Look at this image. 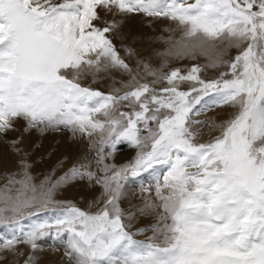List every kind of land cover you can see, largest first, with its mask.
<instances>
[{
	"label": "snow or ice",
	"instance_id": "6c2138e0",
	"mask_svg": "<svg viewBox=\"0 0 264 264\" xmlns=\"http://www.w3.org/2000/svg\"><path fill=\"white\" fill-rule=\"evenodd\" d=\"M100 9L177 21L185 37H198L175 46L177 55L199 51L209 67L226 63L228 71L204 80L198 65L165 73L145 64L151 84L132 76L122 94L84 87L88 74L131 72L107 35L115 23H95ZM216 40L240 50L224 61L205 47ZM124 102L130 111L120 110ZM224 106L235 111L221 125L194 118ZM18 119L24 131L88 136L96 171L90 160L74 164L50 187L33 184L23 162L21 179L9 174L0 188V252L12 264H35L37 241L48 236H67L75 264H264V0H0V133ZM206 124L221 134L196 142ZM123 142L139 149L134 160L105 163ZM145 172L155 184L143 191L154 187L159 203L146 198L139 211H161L153 236L137 240L118 200L122 181ZM77 178L103 189L95 212L52 200L58 185Z\"/></svg>",
	"mask_w": 264,
	"mask_h": 264
},
{
	"label": "rangeland",
	"instance_id": "374dc122",
	"mask_svg": "<svg viewBox=\"0 0 264 264\" xmlns=\"http://www.w3.org/2000/svg\"><path fill=\"white\" fill-rule=\"evenodd\" d=\"M189 3L194 2V0H188ZM115 9L111 11H106L104 9H100V17L101 19L95 21L96 25L98 27H104L109 22L115 21ZM144 16L141 17L142 20ZM162 18V17H160ZM146 24H149L154 17H147ZM166 23H168L169 27L172 29L171 31L167 32L165 42L168 44L170 41H173L172 46V55H174V62L172 63L171 60L168 61L169 67L164 70L163 72L167 73L173 68H180L182 72L186 73L188 69H190L193 65H198L201 68V72L199 73L201 79L204 80H214L219 78L221 72H227L228 66L226 63H219L215 67H209V55H202L197 54V52L193 53L192 55H189L186 59L185 57L187 55H177L176 54V47L179 44L182 43H194L198 37H192L188 38L184 36V27L180 25L177 21L162 18ZM129 22H133V18H129ZM118 27V26H116ZM113 29V38L109 36V39L112 40L114 44V34H115V28ZM112 34V32H110ZM219 40L216 41H208L206 43V47L209 48L212 55H215V53L219 52L221 59L224 61H230L235 57V55L238 53L240 49L236 48L235 46H228L227 41L224 42L222 45H225L224 51H220L219 48ZM124 46V45H123ZM246 46V43L243 45ZM219 50V51H218ZM118 52V51H117ZM207 60V62H206ZM148 63V64H147ZM147 64L150 69L159 71L157 68L151 66L149 62L144 61L140 63L139 65H134L131 68V72H126V75L130 78L132 76H136L137 81L144 83H150L149 81L153 79L152 77L150 80L148 77L150 75L145 74L147 73L144 65ZM208 64V65H207ZM109 73L107 76L112 77L113 79H117L118 82L122 83V78L118 77L120 74H113L114 71L108 70ZM121 71V70H119ZM140 74V75H137ZM98 74H96L97 76ZM93 77L92 74H88L86 76H83L80 79V83L84 87H90L94 90H98L100 92H103L105 94L112 93V94H122L124 91L130 90V88L126 87L125 85H129L130 83L126 82L124 83V87H120L119 89H122L117 93L116 91H113L114 84H110L107 87L102 88L105 86L104 84H101L99 82L98 77ZM140 76V77H139ZM148 76V77H147ZM98 78V79H97ZM143 78V81L141 79ZM227 78H231L230 76ZM140 79V80H139ZM97 80V81H96ZM97 82V83H96ZM189 87L188 84L181 85L182 90H187ZM101 88L103 90H101ZM127 102H124V104L121 106L120 110L122 111H130V108L126 106ZM235 109H233L230 106H224V107H215L210 108L205 112H202L198 117H194L195 119L200 120H210L215 121V123H218L222 118L223 121L231 118L233 112ZM228 113V114H227ZM102 119V117H100ZM219 124H222L219 122ZM154 126V125H153ZM26 127V121L22 119V122H19V119L15 122L14 130H8L6 133H0V137H4V139H1L0 141V153L3 154L5 157H8L10 155L9 153L16 152V155L20 156V159H15L16 164L14 167L11 165L8 170L7 168H4L2 171H4V174H15L16 179H21L23 177V171L21 169V162L28 165L27 172L29 174L30 170L33 168V163L35 162L38 164L37 172L39 175L46 174V171L48 169V165H46L47 160L48 162H51L52 165L50 166L51 174L48 176L49 180L46 181L45 184L47 186H51L52 183L57 181L61 176H63L68 170L74 165H78L82 162L91 161L90 168L92 171H96V164H95V155L96 152L90 147L91 140L88 136H82L80 134L73 135L67 128L61 127L59 130H53V129H46L44 131H40L37 128H31L28 131H24ZM215 128V129H214ZM222 128L221 127H212L209 124H206L201 129V134L197 136L196 142L199 143H206L210 139L214 138L215 136H218L221 134ZM29 133H36L34 134V137L28 136ZM146 132H142L141 135H146ZM98 138V137H97ZM95 138V139H97ZM78 139V140H77ZM94 140V139H93ZM13 141H15V145H13ZM30 142V144H29ZM62 144V145H61ZM31 147V150H30ZM84 147L86 148L85 150ZM35 151V162L31 157V151ZM139 149L129 145L127 142H123L119 145H117V150L113 153L111 157H109L105 163L110 165H116L117 167L130 163L134 160L136 153ZM108 151V150H106ZM2 155V156H3ZM15 155V154H14ZM127 155V156H126ZM46 161V162H45ZM11 161H9L10 163ZM18 163V164H17ZM8 164V163H6ZM5 164V165H6ZM93 164L95 166H93ZM8 166V165H7ZM21 170H18V168ZM42 166V167H41ZM42 169H41V168ZM34 169V168H33ZM41 169V170H40ZM20 171V173H19ZM31 173V172H30ZM3 176L2 174H0ZM51 179V180H50ZM0 180H2L0 178ZM82 181L85 182V184L82 183ZM123 188L121 189L122 195L120 199L118 200V204L120 208L125 213V224L128 225V230L131 232L136 233L134 236L137 240H147L149 237L153 236L152 231V225L157 223L158 215L160 213V208L156 207L154 209H145L144 212L139 211V209L144 207V202L146 198H150L152 200H155V190L154 187L151 191V193L143 191V189L148 188L150 185H154L155 181H153L150 177V174L145 172L141 173L138 177L132 178L130 177L127 181H122ZM94 182H89L87 178L80 179L77 178L75 180H71L66 183H61L57 186L52 192L54 197H71L75 201H82L81 198L84 197L83 203H86L85 209H82L81 207L75 205L76 207L84 210V211H90L95 212L99 206L102 205L103 197H102V191L103 189L100 186L99 194L95 197V200H92L94 198L90 193L92 194L93 191L91 189V185H94ZM89 185V186H88ZM2 183L0 182V188H2ZM102 189V190H101ZM89 191V192H88ZM91 191V192H90ZM101 193V194H100ZM139 198V199H138ZM90 199V201H89ZM92 200V201H91ZM95 202V203H94ZM81 203V202H79ZM159 202L156 201V204ZM1 206V205H0ZM49 208L58 207L57 204L48 206ZM159 209V210H158ZM32 211H36L35 208L32 209ZM149 212V214H148ZM133 213L134 215L132 218L128 221V214ZM157 213V215H156ZM46 215V213L41 212L40 217L43 218ZM146 216V217H143ZM155 215V216H154ZM126 220L130 223H126ZM131 222L133 225H130ZM170 222V221H169ZM2 227V226H1ZM138 229H145V231H137ZM46 241V245L44 244ZM66 240L67 236H64L62 239H54L51 236L44 237L37 241V244L39 245L41 242L44 244V251L48 252L52 250V247L56 245V241L61 243V245L64 249V259L63 264H75V261L73 259H70L66 255ZM50 242L51 246L48 244ZM48 245V246H47ZM20 251L23 252H32L30 248L24 245L18 246ZM56 246L54 247V249ZM40 250V249H39ZM59 251V250H58ZM60 252V251H59ZM32 254L36 257L35 252H32ZM40 256H44L43 250L41 249L39 251ZM11 255L10 253H4L0 252V258H5L7 256ZM23 258L21 257L17 264H23ZM3 259H0L2 262ZM50 264H52L50 261H48Z\"/></svg>",
	"mask_w": 264,
	"mask_h": 264
},
{
	"label": "bare ground",
	"instance_id": "6f19581e",
	"mask_svg": "<svg viewBox=\"0 0 264 264\" xmlns=\"http://www.w3.org/2000/svg\"><path fill=\"white\" fill-rule=\"evenodd\" d=\"M114 16H115V21H114L115 27L118 26L115 28L114 46H115L116 50L118 51L119 55L121 56V58L124 59L125 62L129 65V68H131L135 64L139 65L140 63H142L144 61H146V62L148 61L151 66H153V67L157 68L159 71L163 72L164 70H166L169 67V65L167 64L169 60H171L172 63L174 62L175 58H174V55H172L173 49L171 46L173 44V41H170L168 44L165 42L167 32L171 31L172 29L169 27L168 23H166L162 18L154 17V19L149 24H146L145 22L147 21V19H146L147 16H145L142 13L125 14V13H118L115 10ZM142 16H144L143 17L144 20L141 19ZM129 18H133L134 21L133 22L126 21ZM111 32H112V34L109 33V35L112 37L113 36V30ZM219 41H220V43L218 46L220 48V51H224L225 45H222V44L226 41H221V40H219ZM126 49H131L132 54H129V52L126 51ZM197 54H200V52L197 51ZM190 55H192V54H190ZM188 56L189 55H187L185 57V59ZM206 62H207V60H206ZM131 69H133V68H131ZM111 71H114L113 74H117V73L120 74L118 77L123 79L122 83L118 82L117 79H113L112 77L107 76L109 71L100 72V73H98V75L96 77H98L100 79L99 82L101 84L105 85L102 88L109 86L113 82L112 84L115 85L113 87V89H114L113 91H116L120 87H124V85H123L124 83H126V82L130 83L129 82L130 78L126 75H123V74H126V72L119 71L118 69H111ZM145 74H147V73H145ZM137 75H140V74H137ZM148 78L150 80L152 77L150 76ZM153 79H151L149 81L150 84H151ZM141 80L143 81V78ZM102 88H101V90H103ZM128 88H130V87H128ZM122 89H119V90H122ZM222 119L219 121L220 123L223 122ZM19 122L21 123L22 119H19ZM219 122L216 124L221 125V124H219ZM34 134H36V133H29L28 136L34 137ZM77 134H79V133H77ZM97 137L98 136H93L92 139H95ZM1 139H4V137H2V138L0 137V141H1ZM29 144H30V142H29ZM85 149L86 148L84 147L83 150H85ZM30 150H31V147H30ZM9 154L10 155H8V157H5L3 154L0 153V174L3 175V176L0 175V178L2 179V180H0V182L2 183V186H4L7 183V179L9 176V174L5 175L4 171H2V170L4 168L8 169L9 167H11V165L14 167V165L16 164L15 159H20L19 158L20 156L16 155L15 151L13 154L12 153H9ZM34 155H35V151L32 150L31 151V157L35 162V156ZM9 161H11V162L9 163ZM6 163H8V164H6ZM33 165H34L33 166L34 169L32 168V170H30L31 173L29 172V175L32 178L31 182L37 186L40 185V183L42 181L48 182V180H49L48 176H50V174H51V172H49L50 166L52 165V163L48 162V160H47L46 165H48L49 167L46 171V174H44L42 176L39 175V173L37 172L38 164L35 162V164L33 163ZM93 166H95V165L93 164ZM18 167L19 166H17L16 168H18ZM8 170H10V169H8ZM18 170H20V169L18 168ZM20 171H19V173H20ZM82 183L85 184L84 181H82ZM46 186H47V184H46ZM15 187H19V186L16 185V186H14V188ZM91 189H92L93 193L92 194L90 193V195H92L94 197V198H92V200H95V197L99 194L98 192L100 190V186L97 184H94V185H91ZM84 199H86V198L82 197L81 198L82 201H75L72 199V196L71 197L70 196L69 197H64V196L63 197H54L52 194V200L53 201L71 202L72 204L77 205V206L81 207L82 209H85V207L87 206L86 203H83ZM89 201H90V199H89ZM152 201L154 203H156V200H152ZM79 202H81V203H79ZM50 205H55V204H49L48 206H50ZM58 206H60V205H58ZM148 211H149V209H148ZM149 212H148V214H149ZM156 215H157V213H156ZM143 217H146V216L143 215ZM128 221H129V219H128ZM128 221L126 220V223H130ZM130 225H133V223L131 222ZM0 230H2L1 226H0ZM46 241H48V240H45V243H44L45 245L47 243ZM44 244H43V242H41L38 245V248L34 251L36 254L35 264H50L48 261H50L52 264H63L64 259L62 260V258L64 257V254H63L64 249L62 246H58V245H61V243L56 241V245H55L56 248L54 249L55 246H53L52 250H50L48 252L44 251V249H43ZM48 244L51 246L50 242ZM39 249L43 250L44 256H40V254H38L40 251ZM13 259H14V257L12 255H9V256L5 257L2 262L0 261V264H12ZM24 259L25 258H23L22 260H24Z\"/></svg>",
	"mask_w": 264,
	"mask_h": 264
}]
</instances>
